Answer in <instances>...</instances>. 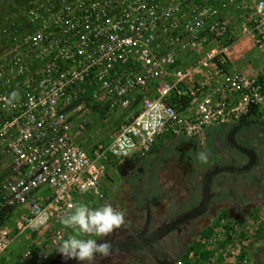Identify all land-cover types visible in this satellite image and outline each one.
<instances>
[{"label": "built area", "instance_id": "2783aa9c", "mask_svg": "<svg viewBox=\"0 0 264 264\" xmlns=\"http://www.w3.org/2000/svg\"><path fill=\"white\" fill-rule=\"evenodd\" d=\"M47 1L41 33L23 46L27 60H0V165L9 175L0 205L29 208L16 230L0 227V256L23 236L53 229L44 249L37 242L22 264H48L53 251L60 254L58 245L74 235L61 223L69 205L83 197L109 204V177L121 162L145 158L165 138L205 142L211 129L264 121V71L230 68L235 39L216 6ZM253 15L249 34L262 48L264 0ZM206 47L198 61L185 63L184 56ZM173 94L187 96L183 111L169 104ZM90 110L124 115L108 144L90 148L79 140L75 131L91 125ZM260 234L264 210L246 221L220 216L173 264H250Z\"/></svg>", "mask_w": 264, "mask_h": 264}, {"label": "rangeland", "instance_id": "374dc122", "mask_svg": "<svg viewBox=\"0 0 264 264\" xmlns=\"http://www.w3.org/2000/svg\"><path fill=\"white\" fill-rule=\"evenodd\" d=\"M154 1H158L159 4L164 6L170 3V0ZM257 1L200 0L199 4H208L219 8L221 19L227 22L230 33L237 42L243 37H251L249 32L253 28V13ZM47 3V0H0V60L2 58L14 59L18 57L21 60H27L29 55L23 46L28 49L26 42L29 37L41 33L40 29L46 19L43 12ZM225 4L227 6L224 7ZM204 53L187 55L183 59L185 63H194L203 57ZM262 56L264 61V54ZM6 74L12 77L11 71H6ZM23 74L26 77V74ZM85 113V117L90 120L91 125L85 130L84 135L83 131L76 130L77 136L82 137L83 141H88L90 148L96 146V144H104L103 140L112 129L113 120L106 121L103 118L104 113L102 114L100 111L90 110ZM111 116L114 119L120 117L118 114H112ZM229 130L230 127L211 129L207 132L205 142L165 138L161 141L160 146L154 148L149 155L143 158L140 165L142 169L140 174L119 179L115 170L111 174L112 177H109L111 181L109 183L113 181L116 184L113 183L110 187H117V196L124 197L115 200L117 206L124 211L125 198L127 197L126 194L121 192L122 188L127 194L131 193L132 196L137 197L140 202H142V198H146L148 195L152 203L159 200L163 201L164 206H169L168 208L170 211L173 210L174 215H182L199 206L203 196L205 178L210 171L216 166L236 165L243 167L248 162L244 155L238 153L229 145L227 141ZM249 133L244 131L239 134L237 140L241 145L252 147L256 151L258 163L250 173H223L214 178L210 207L218 211L216 219L220 217V214H224L227 218L235 221H246L255 216L257 212L264 210V131L254 130L251 132L253 136ZM248 137H250V140ZM200 151H206L209 154L207 164L197 162L196 156ZM7 167L8 165H0V196H2L3 187L9 179L6 172ZM44 191L46 189L42 192ZM176 200L179 201L177 206L174 204ZM80 201L81 204H85L92 209L101 206L92 198L86 199L83 197ZM28 212L29 208L25 207L24 212L18 211V216H16L13 211L3 209L0 205V227L7 228L10 231L16 230ZM124 213H126V210ZM52 230V225H50L41 229L38 233L28 235L31 236L30 239L35 240V244L39 242L40 249H44V245L49 242L48 238L49 235L51 236ZM72 231L78 237L82 235L74 230ZM260 236H264V234L258 235V237ZM194 237L196 238V236ZM22 238L14 243L9 251L0 256V264H22L18 255L23 250L24 252L27 249L33 250V247L28 248L30 244L27 240L23 241ZM42 238H45V241L41 240ZM256 239L250 252V264H264V238ZM196 240L197 238L194 243ZM17 246H20L18 250ZM190 248L187 247L184 253L189 251ZM51 249L50 247L46 250ZM35 250L37 249H34L33 252ZM54 254L56 255L55 251H53L52 258L55 257ZM182 255L180 257L176 256V258H181Z\"/></svg>", "mask_w": 264, "mask_h": 264}, {"label": "flooded vegetation", "instance_id": "af4514ba", "mask_svg": "<svg viewBox=\"0 0 264 264\" xmlns=\"http://www.w3.org/2000/svg\"><path fill=\"white\" fill-rule=\"evenodd\" d=\"M240 125L242 129L238 132L236 140L239 134L244 131L250 132L249 135L251 136H253L251 132L254 130L264 131V121L259 119L247 120ZM231 130L232 128H230L229 134ZM229 134L227 136L228 143ZM248 139L250 140V137ZM160 145L161 142L155 148ZM229 145L231 146L230 143ZM244 147L247 146L245 145ZM250 149L253 148L251 147ZM142 161L143 158H130L121 162L116 168L118 178H130L136 174H140ZM223 167L236 168L233 172L226 174H246L253 170L240 172L239 169L243 167L236 165ZM113 183L116 184L113 181L112 183H108L110 188L107 194L108 203L123 213L126 210L127 214L124 213L125 223L106 238L84 234L79 237L83 239H97L98 243L103 242V239H107L112 243V254L107 258L97 257L93 264H173L178 258L176 256L180 257L182 254H185L186 248H190L194 244V240L200 238L202 232L208 229L218 216L216 214L218 211L211 208L209 203L201 215L193 219L183 220L186 215L193 212L198 206L182 215H174L173 210L170 211L169 206H164L163 201L159 200L152 203L148 195L146 198H142V202H140L131 193L127 194L124 188L121 189V192L126 194L127 198H125V205L123 204L125 207L123 211L115 202V200H120L122 196H117V187H110ZM176 201L174 204L177 206L179 205V201ZM48 264H82V262L75 259L65 260L61 254H57Z\"/></svg>", "mask_w": 264, "mask_h": 264}, {"label": "clouds", "instance_id": "9594fccd", "mask_svg": "<svg viewBox=\"0 0 264 264\" xmlns=\"http://www.w3.org/2000/svg\"><path fill=\"white\" fill-rule=\"evenodd\" d=\"M208 159L209 154L206 151L197 153L198 163L207 164ZM69 209L61 223L66 228L87 236L106 238L125 223V214L111 204H104L95 209L85 204H72ZM102 241L98 243L97 239H83L71 235L58 245L57 251L65 260L75 259L82 264H93L97 257L107 258L112 254V243L107 239Z\"/></svg>", "mask_w": 264, "mask_h": 264}, {"label": "crops", "instance_id": "0c3cea01", "mask_svg": "<svg viewBox=\"0 0 264 264\" xmlns=\"http://www.w3.org/2000/svg\"><path fill=\"white\" fill-rule=\"evenodd\" d=\"M263 54H264V47H262V48L258 47L256 45V42L254 41V39L249 37V36L248 37H243L242 39H240L237 42H235L232 45L231 49H230V53H229L230 68L232 70L244 72V73H247V74H257V73H259L261 71H264L263 70L264 69V61L262 59V57H263L262 55ZM100 112L102 114L104 113L102 111H100ZM118 115L120 117L115 118V119L111 115H109L108 117L107 116H103V118L106 121L113 120V122H114V124L112 126V129L107 134V137H105V139L103 140L104 144H108L110 142L111 135L116 130L118 123L124 118V115H121V114H118ZM85 133H86V131L83 132V135ZM79 140H82V137H79ZM87 143H88V145L90 144L88 141H87ZM1 175H3V174H1ZM45 189L46 188H42L39 191V193L45 195L47 193V189H46V191L42 192ZM261 206H263V205H261ZM24 210H25V207H21V208L13 209L12 211L14 212V215L18 216V211H23L24 212ZM10 222H11V220H10ZM30 237L31 236L26 235L22 239H23V241L27 240V242L30 244L28 246V248L33 247L32 251H34V249H37V247L35 245V240L30 239ZM258 238H264V236H260ZM41 240L45 241V238H42ZM13 246L14 245H12V247ZM19 247L17 246V250H18ZM251 249H252V246L250 247V250H249L250 252H251ZM24 253L25 252L23 250L22 253L20 255H18L20 257V260H22L24 258ZM34 264H36V263H34Z\"/></svg>", "mask_w": 264, "mask_h": 264}, {"label": "water", "instance_id": "95a60500", "mask_svg": "<svg viewBox=\"0 0 264 264\" xmlns=\"http://www.w3.org/2000/svg\"><path fill=\"white\" fill-rule=\"evenodd\" d=\"M242 129V126L239 124L237 126L232 127V130L229 134L228 140L231 146L238 151L240 154L244 155L248 162L243 168L239 169L240 172H249L252 169H254L258 163V156L257 153L250 148L242 146L239 142L236 140V136L238 132ZM236 170V168H229V167H220L217 166L213 171L208 173L206 175L204 188H203V196L202 200L199 204V206L190 214L186 215L183 220L193 219L203 213L204 210L208 207L213 195H212V184L214 181V178L218 175H221L223 173H229Z\"/></svg>", "mask_w": 264, "mask_h": 264}, {"label": "trees", "instance_id": "16d2710c", "mask_svg": "<svg viewBox=\"0 0 264 264\" xmlns=\"http://www.w3.org/2000/svg\"><path fill=\"white\" fill-rule=\"evenodd\" d=\"M256 45L258 46V47H260L257 43H256ZM210 48L209 47H206V48H204L202 51H200L198 54H202V53H204V51L205 50H209ZM187 101H188V98H187V96H182L180 99H179V97H177V95H175V94H173V95H171V96H169V98H168V102H169V104L170 105H172V106H174L178 111H183L184 110V108L186 107V104H187ZM263 115L261 114L259 117H262ZM257 119H259V118H257ZM7 210H13V209H7ZM221 216H225V217H227L226 215H221ZM210 232V226H209V228L208 229H206V230H204L203 232H202V236H205L206 234H208ZM201 236V237H202ZM190 250V249H189ZM185 254H183L182 256H184Z\"/></svg>", "mask_w": 264, "mask_h": 264}]
</instances>
